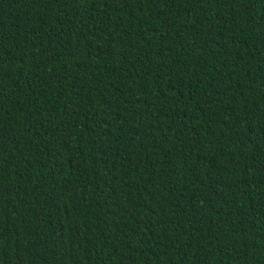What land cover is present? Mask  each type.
Instances as JSON below:
<instances>
[{
    "label": "trees",
    "instance_id": "16d2710c",
    "mask_svg": "<svg viewBox=\"0 0 264 264\" xmlns=\"http://www.w3.org/2000/svg\"><path fill=\"white\" fill-rule=\"evenodd\" d=\"M0 264H264V0H0Z\"/></svg>",
    "mask_w": 264,
    "mask_h": 264
}]
</instances>
